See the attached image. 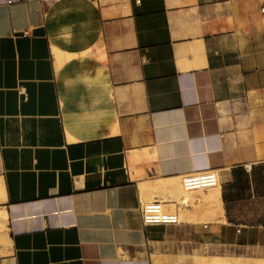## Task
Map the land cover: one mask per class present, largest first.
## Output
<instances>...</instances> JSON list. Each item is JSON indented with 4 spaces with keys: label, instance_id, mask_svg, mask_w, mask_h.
<instances>
[{
    "label": "crops",
    "instance_id": "obj_1",
    "mask_svg": "<svg viewBox=\"0 0 264 264\" xmlns=\"http://www.w3.org/2000/svg\"><path fill=\"white\" fill-rule=\"evenodd\" d=\"M263 2L0 0V264H264Z\"/></svg>",
    "mask_w": 264,
    "mask_h": 264
},
{
    "label": "built area",
    "instance_id": "obj_2",
    "mask_svg": "<svg viewBox=\"0 0 264 264\" xmlns=\"http://www.w3.org/2000/svg\"><path fill=\"white\" fill-rule=\"evenodd\" d=\"M264 22V2L260 7ZM181 183L186 191H205L219 183L216 170L208 169L200 172H190L181 175ZM165 201L153 199L141 203V215L143 222L147 225H168L180 222L176 211L165 207Z\"/></svg>",
    "mask_w": 264,
    "mask_h": 264
},
{
    "label": "bare ground",
    "instance_id": "obj_3",
    "mask_svg": "<svg viewBox=\"0 0 264 264\" xmlns=\"http://www.w3.org/2000/svg\"><path fill=\"white\" fill-rule=\"evenodd\" d=\"M163 181H165V180H163V179L162 180H159L157 182V184H156V187L159 188V189H161V190H164V193H166L169 190V188H172V190H173V197H177V196L182 195L183 201H187V202L191 201V199L193 198L192 195H191V192L186 191V190H182V189H178V187H177L178 184L170 185L169 183H167V181L166 182H163ZM208 190H209V193L206 194L204 196V198H202V200H204L205 202H211V203H213V201H214V204H215V201H219V199H218V196H219V194H218L219 183H217V185H215L213 187H210ZM1 195H3V194L1 193V190H0V198L2 197ZM167 196L168 195L161 196V200L162 201H165V198ZM200 200H201V198H200ZM165 204H167V203H165ZM172 204H174V203H172ZM216 206H218V205H216ZM6 221H7V218H6L5 212L3 210H0V235L3 237V239L5 237V233H6V230H7L6 229Z\"/></svg>",
    "mask_w": 264,
    "mask_h": 264
},
{
    "label": "rangeland",
    "instance_id": "obj_4",
    "mask_svg": "<svg viewBox=\"0 0 264 264\" xmlns=\"http://www.w3.org/2000/svg\"><path fill=\"white\" fill-rule=\"evenodd\" d=\"M176 181H178V180H176V179H173V180H170V181H167V183H169L170 185H173V184H179L180 183V189H182V190H184V188H183V186H182V183H181V178H179V182H176ZM163 182H166V180L165 181H163ZM189 192H191V195H192V199H191V201L190 202H193L197 197H199V198H201V200H200V202H201V204H204V203H207V202H205L204 200H202V198H204V196L206 195V193L208 192V190H205V191H189ZM194 192V193H193ZM176 198V200L177 201H182L183 199H182V195H180V196H177V197H175ZM158 199H160L161 200V198L159 197ZM149 200H153V198H150V199H146V201H149ZM167 209H170V210H172V211H174V205L173 206H165ZM245 254H251V251L248 249V251H247V253H245ZM234 255V254H233ZM239 259H233L232 260V262H231V264H235V261H238ZM250 260V259H249ZM215 262H216V264H228L226 261H224L223 259H215ZM239 262H242V261H239Z\"/></svg>",
    "mask_w": 264,
    "mask_h": 264
}]
</instances>
